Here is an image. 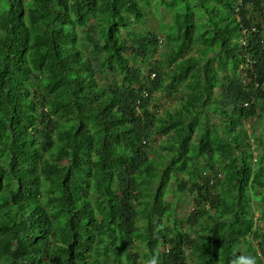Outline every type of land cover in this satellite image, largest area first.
<instances>
[{
	"label": "trees",
	"instance_id": "obj_1",
	"mask_svg": "<svg viewBox=\"0 0 264 264\" xmlns=\"http://www.w3.org/2000/svg\"><path fill=\"white\" fill-rule=\"evenodd\" d=\"M263 221L264 0H0V264H264Z\"/></svg>",
	"mask_w": 264,
	"mask_h": 264
},
{
	"label": "rangeland",
	"instance_id": "obj_2",
	"mask_svg": "<svg viewBox=\"0 0 264 264\" xmlns=\"http://www.w3.org/2000/svg\"><path fill=\"white\" fill-rule=\"evenodd\" d=\"M154 7V6H153ZM153 7L150 9L146 10V19L145 21L142 22V27L145 30H151L155 32H159L160 27L162 24L169 23L171 22V13L161 9L159 12L154 11ZM168 46L165 45L164 40L162 39V42H160L157 54H156V59L161 58L164 53L168 52ZM146 73H148V68H145ZM151 77H155L154 74H151ZM179 97L175 95L173 98L167 99L163 98L160 101V104L163 107H174V106H179ZM256 124V127L258 128L260 124L257 122L258 118H252L251 122L246 123V127L250 129L251 123ZM259 129V128H258ZM251 132V129L249 130V133ZM257 154V153H255ZM168 200L173 201V195L168 196ZM193 210V201L191 197H185L184 200L181 201V204L178 207V214L179 216L183 219V221L186 220L188 214ZM256 216H259V213H256ZM261 224L264 226V221L261 222Z\"/></svg>",
	"mask_w": 264,
	"mask_h": 264
},
{
	"label": "clouds",
	"instance_id": "obj_3",
	"mask_svg": "<svg viewBox=\"0 0 264 264\" xmlns=\"http://www.w3.org/2000/svg\"><path fill=\"white\" fill-rule=\"evenodd\" d=\"M147 264H157V258L155 256H152L147 261ZM232 264H258V260L255 256L252 255L239 256L232 261Z\"/></svg>",
	"mask_w": 264,
	"mask_h": 264
}]
</instances>
